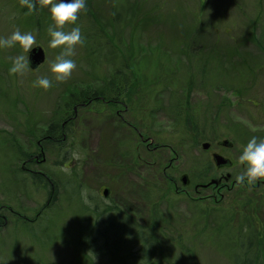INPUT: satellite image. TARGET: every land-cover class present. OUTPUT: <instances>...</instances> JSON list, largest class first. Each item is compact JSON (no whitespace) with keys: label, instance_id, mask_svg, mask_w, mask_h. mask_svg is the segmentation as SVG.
<instances>
[{"label":"rangeland","instance_id":"374dc122","mask_svg":"<svg viewBox=\"0 0 264 264\" xmlns=\"http://www.w3.org/2000/svg\"><path fill=\"white\" fill-rule=\"evenodd\" d=\"M51 24L48 6L29 13L20 0H0V35L31 31L45 52L38 69L17 75L9 58L22 49H0V213L9 218L0 221V264L264 262L254 244L244 255V238L236 246L226 196L204 200L201 215L163 175L172 160L165 173L182 188L183 174L195 177L211 160L215 140L232 141L219 151L237 159L249 138L264 137V0H87L76 21L84 43L64 81L50 71L63 47L48 46ZM117 72L127 96L88 98L63 116L55 146L42 138L67 95L91 93ZM45 75L52 87H37ZM38 145L44 161L29 162ZM38 210L31 224L13 220ZM149 243L152 254L140 257Z\"/></svg>","mask_w":264,"mask_h":264},{"label":"flooded vegetation","instance_id":"af4514ba","mask_svg":"<svg viewBox=\"0 0 264 264\" xmlns=\"http://www.w3.org/2000/svg\"><path fill=\"white\" fill-rule=\"evenodd\" d=\"M124 91V89H120L119 92ZM221 140H215V152L222 155L219 150L221 149H233L234 143L232 141L231 145L225 146L221 144ZM228 140V139H227ZM207 142V141H205ZM203 143V142H202ZM201 143V144H202ZM209 143V142H208ZM148 148V145H146ZM38 150L33 153H27V158L29 162H38L41 160L43 162L44 158V149L37 146ZM210 148L203 149V151H207ZM212 154H211V160L207 161L208 164L202 163L201 168L198 170V174L192 180H195L193 182L190 181V178L188 175L183 174L182 177L184 180L182 181V177L180 178L182 188L177 185V180L175 178H171L170 176L166 175L165 171H167L170 168V164L173 162L172 160H169L167 166L163 169V175L164 183L166 184L170 183L175 195H184L188 202L190 203V206L196 207L198 211H200V214L203 215L205 212V203H203L204 200L210 199L213 203H220L221 199L225 196L229 199L228 208L226 212L229 214V218L227 221L224 222V224H233L235 226V229L233 230L235 233L232 234V237H234L236 240H247L250 241V245L256 247L255 252H259L260 254L264 253V178L259 179L254 185H238L235 181V176L243 171V166L238 163V158H232L230 156H224L227 158L230 162L229 166L224 167H217L213 160H212ZM240 155V151L238 156ZM40 156V157H38ZM37 159V160H36ZM43 160V161H42ZM239 166L237 168L238 170L234 172H223L222 170L224 168H233L235 166ZM29 173L35 174L39 173V171H31L28 170ZM212 172H217V175L213 174V176L208 177V175ZM162 183V182H161ZM165 184V185H166ZM162 186V185H161ZM165 188V187H164ZM163 188V189H164ZM209 190L210 193L208 194H202L201 190ZM191 190V191H190ZM1 209V208H0ZM9 213H12V210L10 208H7ZM220 210V208H217ZM224 210V209H223ZM39 211H36L34 216H27V215H21L18 214L17 219L13 218V220L17 223L21 221L22 222H32L35 221L38 217ZM225 212V211H224ZM9 218L6 217L3 213H0V221H3L5 224ZM237 227V229H236ZM231 230V228H230Z\"/></svg>","mask_w":264,"mask_h":264},{"label":"clouds","instance_id":"9594fccd","mask_svg":"<svg viewBox=\"0 0 264 264\" xmlns=\"http://www.w3.org/2000/svg\"><path fill=\"white\" fill-rule=\"evenodd\" d=\"M20 3L29 13L37 10V4L48 6L53 24L48 27L50 48H61L60 53L50 62V71L55 74L56 81H64L76 68L75 47L84 43V37L76 21L79 14L86 10L87 0H20ZM65 25H74L65 30ZM19 46L22 51L10 57L11 64L8 68L10 74L23 75L31 66L30 53L34 48L40 47L36 36L31 31H21L17 27L7 36L0 35V49ZM53 81L48 76H40L34 84L37 87L48 89ZM74 159L80 158V153H73ZM243 171L235 176L238 185H254L259 179L264 178V137L252 136L246 144L241 146L238 156Z\"/></svg>","mask_w":264,"mask_h":264},{"label":"trees","instance_id":"16d2710c","mask_svg":"<svg viewBox=\"0 0 264 264\" xmlns=\"http://www.w3.org/2000/svg\"><path fill=\"white\" fill-rule=\"evenodd\" d=\"M119 83V84H118ZM120 89H124V93L126 95L127 91L130 89V85L128 82L127 77H121L120 74L115 73L113 74L112 78H110V80L108 81L107 84L103 85L101 88H97L95 89L93 92L89 93V92H79L77 94L71 93L69 95L66 96L65 101H64V109H63V113L61 115L60 121L57 124L55 123H51L45 130L43 133L42 138L45 139L47 142H49L50 144H52V146L56 145V141H58L61 137H62V129L65 128L64 124L68 123V117L63 118L64 115L68 114V111L72 110L75 107H79V105L84 102L86 99L88 98H94L96 96H100V97H105L108 98L109 100L114 99L115 97H117L118 95H120L119 90ZM105 92V93H103ZM128 94V93H127ZM127 96V95H126ZM73 107V108H72ZM57 131L59 133H57ZM26 158H27V153L25 154ZM208 164L207 161H205V164ZM33 180H35V177H32ZM41 178V179H39ZM39 181L42 183L41 185L43 187L45 186H49V188L52 186V181L49 180V178L45 177L44 175H41L40 177H38ZM48 180V181H46ZM170 185V183H168ZM169 189H167L168 191ZM225 225H230L228 226V228H231V230L233 231L235 229V226H233V224H225ZM237 229V227H236ZM136 237V235H135ZM143 237V236H142ZM232 239H234L236 241V246H242V244L240 243V240H236L234 237H232ZM141 242V240H139ZM143 241V239H142ZM234 241V242H235ZM247 241V240H246ZM251 242L247 241V244L245 246V248H241L243 249L242 252L244 253V255H249V252L251 251L249 249V244ZM146 249H148L149 251H147ZM151 245L150 243L148 245H143L140 249H139V255L140 257L142 256H150L152 254L153 251H151ZM253 256H260L263 257V254L257 253L254 251V253L252 252ZM151 262L149 261L146 264H150ZM248 264H264V262L261 263H257L256 261H251L248 262Z\"/></svg>","mask_w":264,"mask_h":264},{"label":"water","instance_id":"95a60500","mask_svg":"<svg viewBox=\"0 0 264 264\" xmlns=\"http://www.w3.org/2000/svg\"><path fill=\"white\" fill-rule=\"evenodd\" d=\"M30 59H31L30 69H32V70L37 69V67L44 62L45 53H44V50L42 49L41 46L38 48H34V50L30 53ZM221 144L225 145V146H229V145H231V142L227 139H224L221 141ZM208 147H209L208 142L202 143L203 149H207ZM212 160L217 167H224V166L228 167L230 164V162L227 158L223 157L222 155H220L218 153L212 154ZM183 180H184V178L182 177V181ZM107 194H108V189L105 188L103 190V196H107Z\"/></svg>","mask_w":264,"mask_h":264}]
</instances>
